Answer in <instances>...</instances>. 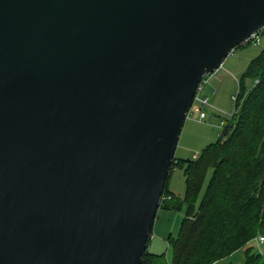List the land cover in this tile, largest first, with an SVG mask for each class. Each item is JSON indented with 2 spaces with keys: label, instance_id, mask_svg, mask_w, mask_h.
Here are the masks:
<instances>
[{
  "label": "water",
  "instance_id": "obj_1",
  "mask_svg": "<svg viewBox=\"0 0 264 264\" xmlns=\"http://www.w3.org/2000/svg\"><path fill=\"white\" fill-rule=\"evenodd\" d=\"M264 0H0V264H142L197 87Z\"/></svg>",
  "mask_w": 264,
  "mask_h": 264
},
{
  "label": "trees",
  "instance_id": "obj_2",
  "mask_svg": "<svg viewBox=\"0 0 264 264\" xmlns=\"http://www.w3.org/2000/svg\"><path fill=\"white\" fill-rule=\"evenodd\" d=\"M237 96L216 141L198 157L175 156L186 192L161 205L185 209L179 231L168 237L173 257L147 249L142 264H215L241 248L243 264H264L263 253L249 245L264 234V49L247 66ZM170 194L167 179L164 196Z\"/></svg>",
  "mask_w": 264,
  "mask_h": 264
},
{
  "label": "rangeland",
  "instance_id": "obj_3",
  "mask_svg": "<svg viewBox=\"0 0 264 264\" xmlns=\"http://www.w3.org/2000/svg\"><path fill=\"white\" fill-rule=\"evenodd\" d=\"M262 49H264V34L261 35L260 43L251 42L237 46L214 73L206 75L207 82L204 84L202 95L209 98V105L203 108L207 116L200 118V112L196 111L187 115L176 149L177 158H195V154L200 155L207 144L219 138L221 119L233 114L235 101L232 96L239 92V80L243 77L252 58L257 56ZM251 83L252 81L247 79V84ZM214 88L217 90L215 95H213ZM208 95L211 97L213 106ZM168 189L177 197L184 196L186 192L184 167L173 164L168 176ZM168 196H164L165 199ZM184 210L166 209L161 206L158 209L149 246L150 243L153 245L155 242V250L166 252L169 259H172L173 252L166 238L170 232L177 233ZM249 245L254 246L255 251L264 255V243L259 246L255 239ZM245 257V248H241L215 264H243Z\"/></svg>",
  "mask_w": 264,
  "mask_h": 264
},
{
  "label": "built area",
  "instance_id": "obj_4",
  "mask_svg": "<svg viewBox=\"0 0 264 264\" xmlns=\"http://www.w3.org/2000/svg\"><path fill=\"white\" fill-rule=\"evenodd\" d=\"M262 34H264V24L256 32H254L252 35H250L248 38H246L242 44H248V43H251V42L260 43ZM205 77L199 83V85L197 87V91H196L192 106H191V108H190V110L188 112V114L190 112H193V111L200 112V118H205L206 117V112L203 110V108L205 106L209 105V98L208 97L205 98L202 95L204 84L207 82V79ZM237 95L238 94L232 96V98H233V100L235 102H236V100L238 98ZM225 124H226V120L222 119L221 122H220V126L223 128L225 126ZM195 157H198V155L195 154ZM171 197L172 196L169 195L167 198H171ZM164 198L165 197L163 196V200H164ZM256 241H257L258 245L261 246L264 243V234L258 235V237L256 238Z\"/></svg>",
  "mask_w": 264,
  "mask_h": 264
},
{
  "label": "crops",
  "instance_id": "obj_5",
  "mask_svg": "<svg viewBox=\"0 0 264 264\" xmlns=\"http://www.w3.org/2000/svg\"><path fill=\"white\" fill-rule=\"evenodd\" d=\"M234 63H232V65H233ZM219 81H221V79L219 80ZM216 92H217V90H216V88H214V90H213V95H215L216 94ZM209 96V95H208ZM210 97V96H209ZM210 103H211V105L213 106L214 104H213V102H212V100H211V97H210ZM210 105V106H211ZM234 111H235V108H234ZM234 111L232 112V113H234ZM207 116V115H206ZM229 117V116H228ZM228 117H224V118H222V119H225L226 121H227V119H228ZM206 118V117H205ZM221 119V120H222ZM221 130H222V127H221ZM220 134H221V132H220ZM198 155V154H197ZM172 195H174V194H172ZM171 195V196H172ZM171 199V198H170ZM183 217H184V214L181 216V222H180V226H181V223H182V220H183ZM179 229H180V227H179ZM179 229H178V231H179ZM177 231V232H178ZM169 234H173V232H170ZM177 234V233H176ZM153 236V235H152ZM168 237H169V235H168ZM168 237L166 238V239H168ZM152 238V237H151ZM168 241V240H167ZM156 245V243L154 242V244L152 245V243H150V246L148 247V250L149 251H151V252H154V253H164V251H162V252H159V251H156L155 250V248H154V246ZM170 245V244H169Z\"/></svg>",
  "mask_w": 264,
  "mask_h": 264
},
{
  "label": "bare ground",
  "instance_id": "obj_6",
  "mask_svg": "<svg viewBox=\"0 0 264 264\" xmlns=\"http://www.w3.org/2000/svg\"><path fill=\"white\" fill-rule=\"evenodd\" d=\"M202 80H203V79H202ZM202 80H201V81H202Z\"/></svg>",
  "mask_w": 264,
  "mask_h": 264
}]
</instances>
